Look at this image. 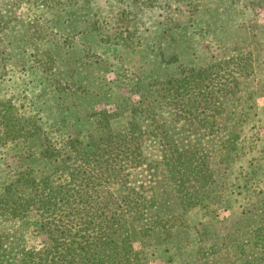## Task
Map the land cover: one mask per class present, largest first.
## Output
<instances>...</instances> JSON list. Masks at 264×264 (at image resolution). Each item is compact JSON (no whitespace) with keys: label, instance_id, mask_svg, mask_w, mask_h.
I'll return each instance as SVG.
<instances>
[{"label":"rangeland","instance_id":"rangeland-1","mask_svg":"<svg viewBox=\"0 0 264 264\" xmlns=\"http://www.w3.org/2000/svg\"><path fill=\"white\" fill-rule=\"evenodd\" d=\"M186 68H210L219 85L206 102L196 94L200 84L197 99L181 100L198 119L164 99L165 82ZM40 137L59 148L77 138L90 153L82 172L90 186L72 180L68 187L71 200L78 190L88 198L86 209L66 210L75 250L56 258L77 257L83 246L80 255L96 262L106 249V264L257 262L251 240L264 226V0H0V260L7 264L53 240L40 228L38 183L44 195L67 176L39 154ZM175 150L205 163L207 181L195 188L207 196L193 206L184 207L172 181L183 177V168L169 164ZM22 174L33 181L21 185ZM88 174L109 179L107 203L104 191H90L99 182ZM23 199L26 211L3 209ZM122 222L144 229L128 237L129 259L117 262L122 252L113 244H87V226L107 227L115 238Z\"/></svg>","mask_w":264,"mask_h":264},{"label":"trees","instance_id":"trees-1","mask_svg":"<svg viewBox=\"0 0 264 264\" xmlns=\"http://www.w3.org/2000/svg\"><path fill=\"white\" fill-rule=\"evenodd\" d=\"M211 74L210 68L209 70L203 69L196 71L193 68H186L181 72L180 77H177L172 82H165V85L163 87L164 90L167 91V95H165L166 99H172L170 102L173 103L176 107L182 106V115H186V117H193L198 119L199 114L194 115L191 109H186V104L190 105L188 102L184 103V100L186 99V96H191L195 93V88L197 84H200L204 87L202 90L203 92L200 93L199 91L196 93L197 96H203L200 100H202L204 97L211 96L210 90L215 88L216 86H219L217 82H214L213 78H209ZM199 78V82L196 80V78ZM165 94V93H164ZM196 94L192 98H190L188 101L192 99H197ZM163 98V97H162ZM203 102H206V98H204ZM191 107V106H190ZM197 108H195L196 110ZM186 113V114H185ZM207 115V114H206ZM208 116V115H207ZM185 117V118H186ZM38 131H41V128H38ZM230 137L228 140H231L234 144V140L237 139V135L235 134V130L229 131ZM42 138V141L44 142V147L41 149L39 154L42 157H45L50 160L58 161L60 169L64 170L63 173L67 176L65 180H60V183H55L54 186H49L47 188V192H42L43 188V181L38 183V187L40 188L39 192V199H38V210L40 211L39 216L43 220V223H41L40 228L42 229V232L44 235H46L49 238H52L53 240L48 243L46 248L43 251L33 252V251H26L22 256H18L14 263L10 264H106V262H109L110 260L108 258H105L107 256V251L104 249L103 257H101V261H98V258H96V261H94V258L86 257L80 255L82 250H85V247L79 248V253L76 255L77 257H74L73 255L71 257H67L66 259H59L56 257H59V253L66 256L67 254L72 253L75 249L71 248V244L69 243V235H70V227L66 223V217L68 215V212L66 210L69 207H73L77 210L79 209H86L85 204L87 203V196L84 198L82 195H84L85 190H78V193L75 194L74 199L71 200V198L68 197V187L70 186L72 180L73 184L75 186H79L80 188H84L87 186H90L89 183H86V176L82 173L86 171L87 166V157L90 155V153L85 150V145L80 139H74L70 144L65 145V147L59 148L55 146L54 144H51L46 138ZM65 148V149H64ZM176 151V152H175ZM171 151L172 152V159L169 160L170 165H175L178 169L183 168V177L178 181H175V190L179 191L181 193V203L185 204L184 207L193 206L195 203L194 201H201L204 196H207L204 194L201 190V185L199 186V189L195 188V184L200 182L203 185V182L207 181V175L204 173L205 171V163L203 162V158L195 159L194 156L189 158H186V155H183L179 153L177 150ZM182 158V159H181ZM67 159L71 161L70 164H68ZM181 159V161H180ZM202 159V160H201ZM73 163H76L77 165L74 166ZM174 163V164H173ZM67 169V170H66ZM89 170V169H88ZM92 170V169H91ZM95 171V175H98V170H92ZM78 172V173H77ZM102 173V171H100ZM101 175V174H100ZM89 176V174H88ZM89 178H94L89 176ZM21 185H28L30 184L33 179L29 178L27 175L22 174L21 177ZM93 180H96L99 182L98 187L94 184H91L90 191L94 193L97 189L100 191H104L106 193L103 195H100L102 197L103 203H107L109 200V191L106 190V187L108 189V186H106L109 183V179L107 177H97ZM178 180V179H177ZM101 182H103V186H101ZM41 184V185H40ZM205 184V183H204ZM94 186V187H93ZM82 193V194H81ZM81 197V198H80ZM79 200H78V199ZM110 198H113V195H110ZM121 201H119L118 204V214L120 213V216L122 218H125L126 215V208L125 211L122 209L124 206V203L126 202L125 199L121 197ZM187 200V202L184 203ZM27 199H23V204H20L16 206L15 208H3L4 210L8 211L9 213H17L26 211L29 207V204H26ZM118 201V200H117ZM135 205L137 206L136 200H134ZM127 208L129 205L126 206ZM260 207H258V210L260 211V214L264 215V197L260 200ZM145 211H141L140 214H144ZM87 226V224H85ZM85 229V226L83 227ZM86 231H89V239L87 240L88 245H94L96 242L103 243L106 245L107 243L113 244L115 250H117L118 253L122 252L120 255L121 258L118 259L117 262L120 263L121 260L129 259V256L131 252H133L134 248L133 245L128 237L136 236L138 237L141 233L144 232V229H138L136 230V226H128L126 223L118 224L117 227L113 230L112 234H117L115 238H107L110 237L109 234L111 233L108 228H103L102 226H87ZM54 235V237H53ZM95 235V236H94ZM107 238V240H106ZM118 238L120 239V242L117 241ZM129 240H127V239ZM254 240H251L252 246L256 248V254H259V257H257L256 261L252 264H264L263 262H259L261 258L264 256V226H260L254 230ZM116 239V241H115ZM124 239V240H123ZM97 240V241H96ZM1 241V240H0ZM54 243V244H53ZM122 243L124 245L122 246ZM110 246V245H109ZM89 248V247H88ZM90 249V248H89ZM109 249V248H107ZM86 251V250H85ZM42 255H41V254ZM95 253V252H94ZM56 256V257H55ZM99 256V255H96ZM137 256V255H136ZM95 257V255H94ZM124 257V258H123ZM0 264H7L0 260Z\"/></svg>","mask_w":264,"mask_h":264}]
</instances>
